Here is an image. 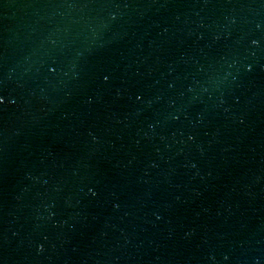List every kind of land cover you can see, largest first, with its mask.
I'll list each match as a JSON object with an SVG mask.
<instances>
[{"label":"water","instance_id":"obj_1","mask_svg":"<svg viewBox=\"0 0 264 264\" xmlns=\"http://www.w3.org/2000/svg\"><path fill=\"white\" fill-rule=\"evenodd\" d=\"M0 264H264V0H0Z\"/></svg>","mask_w":264,"mask_h":264}]
</instances>
